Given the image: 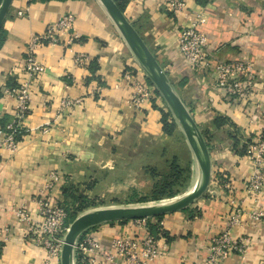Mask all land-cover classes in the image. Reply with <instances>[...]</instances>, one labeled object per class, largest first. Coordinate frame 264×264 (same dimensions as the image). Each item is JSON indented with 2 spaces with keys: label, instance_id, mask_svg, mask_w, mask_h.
<instances>
[{
  "label": "crops",
  "instance_id": "crops-1",
  "mask_svg": "<svg viewBox=\"0 0 264 264\" xmlns=\"http://www.w3.org/2000/svg\"><path fill=\"white\" fill-rule=\"evenodd\" d=\"M126 1L124 16L155 56L205 139L212 175L220 174L229 181L242 202L243 226L235 232L249 237L252 244L244 256H231L224 264H260L264 258V222H253L248 214L264 211V193L257 198L243 194L251 168L246 154L235 153L228 134L233 129L238 131L241 147L264 129V0H206L203 6L196 0ZM171 1H182L184 8L178 13L170 11ZM19 12L23 14L19 16ZM197 13L206 16L199 30L207 37L213 61L253 63L256 89L248 104L217 89L213 69H192L182 61L178 34ZM65 14L74 16V34L79 40L69 46L38 49L36 57L44 72L32 84V103L18 138V151L0 156V264H59L26 240L24 227L12 214L17 206L35 209L34 197L48 174L98 184L112 172L117 146L127 150L129 160L136 157L134 154L141 155L143 166L147 164L144 149L151 145L145 148L141 142L164 145L170 139L162 131L163 101L145 103L135 110L131 107L133 92L122 79L123 71L134 67L151 84L97 0L12 1L0 30V128L12 118L14 101L4 91L21 78L30 37L42 34ZM78 54L88 59V69L76 65ZM64 98L81 102L58 113ZM217 118L228 123L216 128ZM175 133L182 136L178 128ZM122 142L125 145L119 146ZM138 142L141 147H137ZM184 144L189 150L185 139ZM108 146L112 147L107 150ZM161 156L154 155V160ZM60 195L58 186L52 196L60 199ZM227 202V193L210 185L188 209L162 216L157 224L166 233L159 241L164 255L151 264H205L207 239L223 226L229 212ZM155 220H151L152 225ZM134 222L102 224L84 234H92L109 247L114 238L140 234ZM75 259L76 264H84L80 257ZM98 264L111 263L99 259Z\"/></svg>",
  "mask_w": 264,
  "mask_h": 264
},
{
  "label": "built area",
  "instance_id": "built-area-1",
  "mask_svg": "<svg viewBox=\"0 0 264 264\" xmlns=\"http://www.w3.org/2000/svg\"><path fill=\"white\" fill-rule=\"evenodd\" d=\"M184 8L182 1H171L169 9L174 13ZM23 13L19 12L21 16ZM202 13L194 15L189 25L178 34L177 48L182 61L192 69L206 71L213 69L214 83L217 89L230 99L248 104L253 99L256 89V76L250 60L213 61L208 54L207 37L199 30L206 23ZM75 18L72 14L63 15L56 23L48 25L42 34L32 35L25 49L21 65V78L13 88L4 93L14 101L12 118L0 128V156L3 152L15 154L19 148L18 134L24 129L25 120L32 103L31 88L44 72L37 60V51L43 46L73 45L79 37L74 34ZM65 37V38H64ZM78 67L88 69L89 61L84 55H76ZM122 79L132 89L131 107L140 109L145 103H160L162 98L152 85H149L141 71L136 68L123 71ZM81 99L64 98L61 100L58 113L72 110ZM165 111V109H163ZM246 156L250 164V174L245 178L243 194L257 198L264 193V129L254 135L248 144ZM222 175L213 174L210 185L218 186L227 193L229 212L224 224L216 235L207 239L205 264H224L231 256H244L252 244L246 235H237L240 229L244 209L232 185ZM222 178V179H221ZM64 177L59 173L48 174L40 191L34 197L35 209L29 211L17 206L12 209L13 217L24 227V236L28 242L42 248L47 258L60 264V252L63 237L68 230V213L60 205V200L52 196V191L62 185ZM253 222H264V211H253L248 214ZM152 219L135 220V227L140 234L117 237L104 246L92 234H83L75 243L73 264L80 257L84 264H98L99 259L111 264H151L161 259L164 250L159 241L164 238L163 229L153 235L149 230ZM156 221V220H155ZM157 221L154 222V225ZM7 230L4 229L3 233ZM260 264H264V258Z\"/></svg>",
  "mask_w": 264,
  "mask_h": 264
},
{
  "label": "water",
  "instance_id": "water-1",
  "mask_svg": "<svg viewBox=\"0 0 264 264\" xmlns=\"http://www.w3.org/2000/svg\"><path fill=\"white\" fill-rule=\"evenodd\" d=\"M12 1L0 0V30ZM97 1L124 39L149 83L168 108L195 160L197 179L187 192L161 204L97 208L79 215L69 225L63 237L60 264H73L76 241L94 227L114 222L156 219L188 209L207 193L212 177V164L205 139L155 56L113 0Z\"/></svg>",
  "mask_w": 264,
  "mask_h": 264
},
{
  "label": "rangeland",
  "instance_id": "rangeland-1",
  "mask_svg": "<svg viewBox=\"0 0 264 264\" xmlns=\"http://www.w3.org/2000/svg\"><path fill=\"white\" fill-rule=\"evenodd\" d=\"M164 106H165L164 108L165 112H169L165 103ZM141 143L142 145L145 143V148H149L148 143L149 145H151L149 149H144L145 150L144 156H146L145 157L146 163L151 168H157L159 173H163V174L165 173L164 175L168 173V170L164 171V169H161L164 166V164L171 158L173 154H175L178 157L179 166L184 171L182 172L181 177L177 181L175 186V189L179 188L181 190V193L177 196L184 194L195 184L197 179V169L195 165V160L191 152L187 150L185 144L180 140V138L179 139L171 138L164 145L156 144L154 141H150V140H144ZM137 144H138L137 147H139L140 146L139 142ZM121 145L124 146L125 143L122 142L119 146ZM111 147L108 146L107 150ZM115 149L116 151L119 152L116 154V158L114 159L115 161L114 164L111 163V167L113 170H111L112 172H110V175L107 174L103 176V178L101 179L102 181L101 183L99 180L98 184L94 183L90 189L86 190L84 187H86V185L87 186L91 185V183H93L92 180L89 179L84 181L76 180L75 176H72L71 179H68L63 175L64 182L62 185H60L61 190L69 184H76L80 187L79 190L82 192V194L85 195L87 198L91 200H95L97 203L98 202L103 203L102 205H98L97 207L91 208L89 210H93L97 208H106V207L130 206V205H125V201L127 198L132 196H134L136 199L141 197H147L149 199L151 197L150 194L153 185L157 181L160 182L162 180L161 179L158 180V178H152L150 177V175L144 172V170L141 168L142 167L141 166L142 159L140 158L141 155L134 154L136 155V157L134 156L131 160H129L128 159L129 157H127L128 152L127 150L125 151L124 147L117 146V148ZM115 153L116 152L111 153L113 157ZM154 155L155 156L162 155V156L155 157L156 160H154ZM111 199H119L120 203L111 204L110 203ZM169 200L167 199V200H162L160 202L159 201L149 202L144 205L161 204ZM133 206L136 205L133 204ZM68 225L70 224L68 223Z\"/></svg>",
  "mask_w": 264,
  "mask_h": 264
},
{
  "label": "trees",
  "instance_id": "trees-1",
  "mask_svg": "<svg viewBox=\"0 0 264 264\" xmlns=\"http://www.w3.org/2000/svg\"><path fill=\"white\" fill-rule=\"evenodd\" d=\"M41 2L46 1H65V0H39ZM118 8L124 13V9L126 6L127 1L126 0H113ZM198 5L203 6L205 4L206 0H196ZM16 84L13 83L10 85V88L15 87ZM159 95V94H157ZM161 114V124H162V131L163 133L168 136L170 139L175 138L179 139L184 143L183 137L179 134H176L177 125L175 121L173 120L171 114L169 112H165L163 110H160ZM228 123L227 119L225 118H217L214 121V126L216 128H222ZM21 135V132L18 134V138ZM230 140L233 143V149L235 153L237 154H246V149L249 143H244L243 146L239 147V140H238V131L233 129V132L228 134ZM180 142V141H179ZM145 173L150 175L152 178H158L162 181L156 182L153 185V188L151 190V197L148 199L147 197H141V198H135L134 196L129 197L125 201V205H144L149 202H157L162 200H169L175 198L177 195L181 193V190L175 189L177 181L180 179L182 172L184 171L180 166L178 162V157L173 154L171 158L164 164V166L161 169H164V171L168 170V173L164 175L163 173H159L157 168H151L148 164L143 165L141 167ZM189 172V171H188ZM94 182L91 183V185H86L84 187L86 190L90 189L93 186ZM83 186V185H82ZM79 186L76 184H69L65 186L61 190V197H60V205L67 211L68 213V223L71 224L79 215L83 214L85 211L95 208L98 205H102V202H96L95 200H91L87 198L85 195L82 194V192L79 190ZM84 190V191H86ZM135 199V200H134ZM110 203H120L119 199H111ZM158 220L161 219V217L156 218ZM121 224L126 222H120ZM162 228L156 224V225H149V230L153 235H156L159 233V231ZM162 234L166 236V233L162 231Z\"/></svg>",
  "mask_w": 264,
  "mask_h": 264
}]
</instances>
